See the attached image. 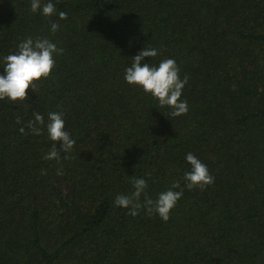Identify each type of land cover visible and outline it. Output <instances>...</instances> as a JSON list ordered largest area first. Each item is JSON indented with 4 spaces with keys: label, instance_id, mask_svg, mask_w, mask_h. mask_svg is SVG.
<instances>
[{
    "label": "trees",
    "instance_id": "1",
    "mask_svg": "<svg viewBox=\"0 0 264 264\" xmlns=\"http://www.w3.org/2000/svg\"><path fill=\"white\" fill-rule=\"evenodd\" d=\"M51 2L49 17L0 0V74L29 36L64 50L37 92L0 100V264H264V0ZM143 48L158 55L142 64L172 58L187 75L186 114L125 81ZM49 112L75 140L59 163L43 159ZM189 152L214 177L203 190L185 186ZM132 176L153 200L180 181L167 222L114 205Z\"/></svg>",
    "mask_w": 264,
    "mask_h": 264
},
{
    "label": "clouds",
    "instance_id": "2",
    "mask_svg": "<svg viewBox=\"0 0 264 264\" xmlns=\"http://www.w3.org/2000/svg\"><path fill=\"white\" fill-rule=\"evenodd\" d=\"M38 10H42V14L49 17L56 14L57 11L51 0H48L43 6L41 0H31V11ZM59 19H67V13L59 12ZM59 27L57 22L51 23L53 33ZM63 51L47 37L33 39L29 36L21 41L15 53L2 58L4 71L0 74V100L7 98L13 103L24 102L27 99L29 88L37 92L36 82L50 76L56 64L54 56L62 54ZM157 55L158 51L155 48L140 50L132 57L131 65L125 69L124 79L130 85L141 87L145 93L150 94L158 101L160 107L170 108L171 116L186 114L188 111L187 101L180 98L188 77L185 75L183 79L180 78V69L172 58L162 59L158 65L141 63L145 57L151 58ZM63 115L62 112L48 113L46 129L49 139L54 143L44 155L43 159L45 160H56L59 163L60 152L70 153L75 145V140L65 130ZM33 117L34 119L28 121L27 127L33 134L40 135L43 126H45L44 117L39 113H33ZM16 122H21L19 116H17ZM19 131L24 133V127H21ZM57 143L60 145L59 150L56 147ZM63 158L70 159L71 157L65 155ZM185 159L190 165V170L186 171L183 176L187 189L200 188L203 190L206 186L214 183V177L210 174L207 165L193 153H187ZM41 174H46V170H41ZM57 174H62V170L57 169ZM145 175L150 176L151 173H145ZM130 179L134 190L129 194H118L114 199V205L128 208L129 214L133 216L137 215L141 208H144L149 216L155 214L167 222L171 210L183 195L180 181H174L169 189L159 193L158 197L153 200L145 194L147 181L144 178L132 176ZM175 189L180 190L176 191ZM142 194H145L143 203L140 202Z\"/></svg>",
    "mask_w": 264,
    "mask_h": 264
}]
</instances>
